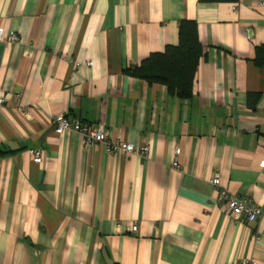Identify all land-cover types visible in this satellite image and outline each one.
<instances>
[{"label":"crops","instance_id":"obj_1","mask_svg":"<svg viewBox=\"0 0 264 264\" xmlns=\"http://www.w3.org/2000/svg\"><path fill=\"white\" fill-rule=\"evenodd\" d=\"M182 20L203 48L187 100L126 73ZM0 29L20 38L0 44V264H264V217L218 198L264 210V0H0ZM59 117L148 156L59 136Z\"/></svg>","mask_w":264,"mask_h":264},{"label":"trees","instance_id":"obj_2","mask_svg":"<svg viewBox=\"0 0 264 264\" xmlns=\"http://www.w3.org/2000/svg\"><path fill=\"white\" fill-rule=\"evenodd\" d=\"M209 2L231 0H201ZM178 44L167 46L163 53H154L138 66L128 68L126 73L148 84L164 86L169 94L187 100L193 92L195 74L203 56L197 24L182 20L178 26ZM253 63L264 68V46L255 49Z\"/></svg>","mask_w":264,"mask_h":264},{"label":"built area","instance_id":"obj_3","mask_svg":"<svg viewBox=\"0 0 264 264\" xmlns=\"http://www.w3.org/2000/svg\"><path fill=\"white\" fill-rule=\"evenodd\" d=\"M20 41L16 34L5 35L3 29H0V44H17ZM90 66L91 64L88 63ZM3 100H0V104ZM55 134L61 136L63 134L76 135L82 145L84 146H105L108 151L118 152L125 155H137L141 158H147L149 153L148 143L142 146H135L123 140H110L107 135L106 128L103 124L84 125L78 121L69 120L66 117H59L54 123ZM175 156L179 154V150H174ZM30 160L38 165L43 162L41 152L37 150L28 151ZM259 169L264 172V161L260 162ZM214 189L218 191L220 180L218 176H214L211 180ZM218 198L223 201L222 212L231 220L238 221L240 218L247 222H254L259 218L264 217V210L260 207L254 206L249 197L236 198L229 196L226 193L218 192ZM116 231L136 234L138 226L136 223H117L115 225ZM256 264V263H253Z\"/></svg>","mask_w":264,"mask_h":264}]
</instances>
